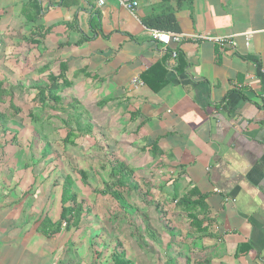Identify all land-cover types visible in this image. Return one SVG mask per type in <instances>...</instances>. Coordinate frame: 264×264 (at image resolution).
Returning a JSON list of instances; mask_svg holds the SVG:
<instances>
[{"label": "crops", "instance_id": "obj_1", "mask_svg": "<svg viewBox=\"0 0 264 264\" xmlns=\"http://www.w3.org/2000/svg\"><path fill=\"white\" fill-rule=\"evenodd\" d=\"M119 1L0 0V264H110L79 239L84 214L41 230L61 212L60 152L36 133L45 109L35 97L51 78L61 103L100 115L88 122L119 157L155 159L167 191L205 206L198 227L182 212V245L162 247L178 261L149 264H264V0H128L132 12ZM167 15L168 33L234 46L156 44L143 21Z\"/></svg>", "mask_w": 264, "mask_h": 264}, {"label": "rangeland", "instance_id": "obj_2", "mask_svg": "<svg viewBox=\"0 0 264 264\" xmlns=\"http://www.w3.org/2000/svg\"><path fill=\"white\" fill-rule=\"evenodd\" d=\"M43 113L42 124L36 133L40 132L50 140L44 143L46 153L60 152L61 157L55 162L56 169L60 168L59 178L70 172L74 179V191L86 205L81 207L84 220L75 229L81 231L79 239L90 236L89 249L102 251L99 261H110L118 245L133 263L149 264L155 255L164 262L168 256L178 261L176 254L169 255V249L162 247L182 245L189 222L177 207L174 200L177 196L165 189V173L156 160L140 152L123 160L119 157L117 143L104 138L101 124L88 122L93 116L101 123L100 115L80 103L68 106L62 103L56 112L45 110ZM69 130L77 133L78 138L72 146H65L62 138ZM114 158L127 164L135 188L130 192L124 190L119 200L97 195L108 181L107 163ZM46 162L51 166L54 160ZM74 170L87 174L90 189L82 186ZM172 236H175V244H169ZM155 248L159 249L157 254L153 251Z\"/></svg>", "mask_w": 264, "mask_h": 264}, {"label": "trees", "instance_id": "obj_3", "mask_svg": "<svg viewBox=\"0 0 264 264\" xmlns=\"http://www.w3.org/2000/svg\"><path fill=\"white\" fill-rule=\"evenodd\" d=\"M173 23V19L170 15L161 16L158 18H151L150 20L143 21V24L152 30H159V31H170L173 30V26L169 25ZM58 78L50 79L49 86L43 89V92H39L35 98L41 106L43 105L45 110H57V106H60L62 103L60 102L59 97L55 94L56 88H54V84L56 83ZM2 83H0V87ZM42 107V108H43ZM13 110L15 108H12ZM17 113L18 111L15 110ZM78 138L77 133L74 131H68L63 138V145L65 146H72L74 144V139ZM108 165V181L103 184V190L100 191L97 195L100 196H110L117 200L120 196H122L123 191L126 190L130 192L134 190L133 182H132V172L128 168L127 164L123 161L119 160L118 158H114L107 163ZM72 171V169H71ZM77 174L80 183L82 186L88 187L90 189L91 185L88 182L87 174L84 171H73ZM70 173V172H69ZM67 173L61 180V212L60 217L55 225H52L48 219L43 222L41 230L55 228L56 233L61 226H65V228H70L71 226H76L80 221L81 216V206L77 204V194L74 191L73 184L74 179L72 175ZM194 196V192L186 197L176 198L177 207L186 214L188 219L191 222V225L201 226L202 221L197 220L199 214L204 213L205 206L203 203L199 201H190L191 197ZM119 200V199H118ZM200 228H197V232L200 231ZM53 234V232H52ZM49 234L45 232V236ZM110 264H131L129 260L126 258V254L123 250L120 249V246L115 247L113 253L111 254Z\"/></svg>", "mask_w": 264, "mask_h": 264}, {"label": "built area", "instance_id": "obj_4", "mask_svg": "<svg viewBox=\"0 0 264 264\" xmlns=\"http://www.w3.org/2000/svg\"><path fill=\"white\" fill-rule=\"evenodd\" d=\"M106 1L107 0H97L98 6L104 5ZM119 5L128 12H132L137 7L136 2L128 0H120ZM148 34L151 41L164 47L168 46L170 43H180L184 40H191L194 42L207 40L219 47L234 46V42L231 37L209 38L201 35H183L178 33L163 32L159 30H149ZM176 56L177 53L175 51L171 53V58L173 60H175ZM133 84L141 85V82L135 79L133 80Z\"/></svg>", "mask_w": 264, "mask_h": 264}]
</instances>
